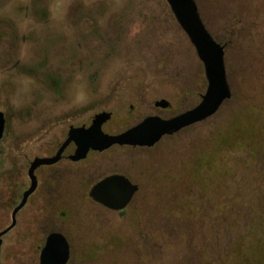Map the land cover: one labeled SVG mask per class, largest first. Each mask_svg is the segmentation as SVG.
<instances>
[{
  "label": "rangeland",
  "instance_id": "obj_1",
  "mask_svg": "<svg viewBox=\"0 0 264 264\" xmlns=\"http://www.w3.org/2000/svg\"><path fill=\"white\" fill-rule=\"evenodd\" d=\"M84 2L72 0L64 16L67 0H27L42 27L26 34L18 35L10 21L0 20V68L25 72L40 82L34 104L44 95L52 100L51 107L3 114L1 215L8 214L9 198L16 201L21 195L26 160L51 151L64 136L54 125L83 109L65 107L68 85L77 73L86 74L95 90L101 75L120 62L108 75L106 94L87 108L91 115L113 109L107 132L136 124L147 106L130 114V105L137 107L150 90L155 99L170 103L166 116L194 107L205 92L202 63L165 0H96L94 8ZM194 2L207 31L224 46L230 99L211 118L152 150H114L98 159L118 161L134 173L150 166L153 180L143 182L145 194L140 191L135 199L138 209L123 211L121 221L105 227L88 214V201L67 196L52 201L47 195L41 225L29 221L21 242L13 241L18 228L8 233L13 242L6 243L3 264H37L42 227L50 224L56 209L70 213L71 229L67 221L57 224L69 229L66 239L81 247L72 250L69 264H264V0ZM133 25L138 29L134 34ZM18 41L32 44V62L16 61ZM57 174L53 176L60 178L62 173ZM73 190L76 199L80 189ZM38 201L36 192L18 218H27Z\"/></svg>",
  "mask_w": 264,
  "mask_h": 264
},
{
  "label": "flooded vegetation",
  "instance_id": "obj_2",
  "mask_svg": "<svg viewBox=\"0 0 264 264\" xmlns=\"http://www.w3.org/2000/svg\"><path fill=\"white\" fill-rule=\"evenodd\" d=\"M137 88L139 90L140 89L141 90H147L144 88H139V87H137ZM152 89L154 90V88H152ZM154 95L155 94L151 93V90H150L149 95H145L144 96L145 98L140 99V103L137 107H135L133 104L130 105V110H131L130 114H132L135 111L140 110L139 108L141 106H147L146 107V113L143 116H141L140 120L136 124H134L133 126H136L137 124H139L145 118H148V117H157V118H160L161 120H169V119L174 118V117H176V116H178V115H180V114H182L188 110L193 109L196 106L195 105L194 107H192L186 111H183V112H180L177 114L173 113L174 115L166 116L163 114V112L168 111L170 109V107H171L170 103L167 100H165L164 98L155 99ZM144 99L146 100L147 103L144 101ZM200 100H201V98H200ZM160 101L167 102V104H168L167 107L162 108L160 106H157V103ZM89 106L90 105H85L82 110H78V114L71 115L70 117L66 116L63 119L58 120V122L54 125V127L58 128L61 132L63 131L62 134H64V136H63L62 140L60 142H58V144H56L55 147L51 148V151L46 152V154H44L42 156H35L31 160H26L25 167H26V179H27V181L26 182L24 181L25 185L21 191V195H19V197L16 201L14 198L15 196H13L12 198L11 197L9 198V201H8L9 207L7 209V212H8L7 216L0 214V264H3V251H4V248L6 246V243L12 239V238L7 237L8 233H10L14 229L18 228L19 231L16 233L15 236H13V238H14L13 241L14 242H21L22 240H25L27 238V233H28L27 226L29 227V225L31 224L29 221L32 220L35 223H37V225L42 224V215L41 214L43 213V202L46 200L45 198L47 195L50 197V199L52 201H59V199H60L59 196H61V197L67 196L66 199H73L76 201H82V202L88 201L89 205L90 206L92 205L91 206L92 209L87 210L88 214L93 216L94 220L104 224L105 227H112V225L114 223H116L117 221H121L122 215L124 213L123 211H125V210L131 211V210L138 209L137 208L138 204L135 203V199H136L137 195L140 193V191H141V194H145L142 191L144 188V185L146 183H148L149 181L153 180L152 177H149V175H148L149 172L147 171L148 169H150V166L149 167L145 166L141 172H138V173L135 172L134 173L133 171H129L128 169H124L122 166V163H120L118 161L110 164V162L104 163L102 161H99L98 159H100L104 155L108 154L110 151H114V150L119 151L121 153H123L124 151H127V153L128 152L132 153V152H137V151L141 152V151L152 150L156 146H158L162 141H164L165 139L175 137V136L179 135L181 132L186 131L187 129H189L193 126L202 123V122L196 123V124H193L189 127L181 129L178 132L171 133L168 135H164L152 147L113 145V146H111L105 150H102V151L88 150L87 153L85 154L84 158L77 160V161L71 160V156L74 154V152L76 150V145L74 144V142H70L66 146V148L63 150V152L61 153V156L57 162H55L51 165H41L34 170L33 174L35 176L36 187H35V189L31 195H33L34 193L37 192V195L39 197L38 204L36 206H34V208L32 209V212H30V215L27 218H23V219L18 218V214L22 211L24 206L27 204L28 199L31 196L30 195L27 198L24 206L19 211L16 212V214L14 216V225L12 226V228L8 229L13 222V217H12L13 210L19 205L23 192L26 191L30 186V180L28 179V176H27V171H28V168L30 166V163L36 158L42 159V158H51V157L55 156L56 153L58 152V150L60 149V147L62 146V144L67 139L68 132L70 129H87L91 125L93 117L95 115H97L99 113H103V112L110 114V119L108 121H106L101 127V130L103 133L108 134V135H118V134L128 130L129 128L133 127V126H130V127L123 129V130H118L115 132H107V131H105L104 127L112 120V117L114 115L113 109L107 110L105 108H100L97 110L96 113L91 115V110L87 109ZM114 110H115V107H114ZM84 116L88 117L87 121H84V122L82 120L79 121V119H82ZM206 120H204V121H206ZM93 156H94V158H97L96 160H98V161H94L93 164L95 166L92 167V164H91L92 168H90L88 165H90V162H91V159L93 158ZM126 157H127L126 159H129V156H126ZM41 167H43V168H41ZM58 172L59 173L61 172L62 174L60 175V178H58V177L55 178L53 176V174H57ZM66 174H68V176H67L68 178H66L65 180H60L63 177H65ZM57 175H59V174H57ZM112 176L122 177L125 180H127L131 186L136 187L135 192L130 196V198L126 202V204L122 208H119V209L109 208L108 206H106L104 204H101L99 202L94 201L90 197V191L97 183H99L100 181H102L106 178L112 177ZM143 182H146V183H143ZM73 189H75V190L80 189L79 194H78L76 199L72 196L73 191H74ZM112 189H113V193H108V190L106 189V191L102 195V198L105 200L117 201V200L124 197L123 189L120 186L118 188H112ZM65 191L67 193H61V192H65ZM95 210H97L99 213L94 212ZM93 212H94V214H93ZM37 213L39 214V219L37 218L35 220V214H37ZM69 214L70 213L66 212L65 209L60 210V211H58L56 209V213L54 215H52V217L49 219V223L51 225L46 224L45 227L44 226L42 227L43 230L40 233L41 237H40V239H38L39 243L37 244V247H36L38 249L37 264H39L40 254H41V251L43 250V248L45 246L47 237L51 234H61L65 238L67 245H68V249H69V257H68L66 264H69L72 260V250L81 248V247H79L78 242H76V244L73 245L70 241H68L66 239V237L64 235V234H66V232L69 231V229H71V220L70 219L72 217ZM109 215L111 218L107 219V217ZM66 221L68 222L69 229L65 231V230L59 228V225L57 223H64ZM122 226H123V223L121 224L119 229H117L120 231V233H122L121 232ZM34 228H36V225ZM4 231H6V232L4 234H2ZM96 245L94 244L93 246L96 247Z\"/></svg>",
  "mask_w": 264,
  "mask_h": 264
},
{
  "label": "water",
  "instance_id": "obj_3",
  "mask_svg": "<svg viewBox=\"0 0 264 264\" xmlns=\"http://www.w3.org/2000/svg\"><path fill=\"white\" fill-rule=\"evenodd\" d=\"M175 21L187 36L195 53L202 63L206 80V89L200 102L188 110L169 120L157 117L145 118L142 122L129 128L118 135H108L102 132V125L110 119L109 113H99L93 117L87 129H70L67 139L62 144L55 156L51 158H36L28 168L27 176L30 180L29 188L23 193L19 205L13 210L14 216L26 203L27 198L36 187L34 170L41 165H51L57 162L61 153L70 142H74L76 150L71 160L77 161L84 158L88 150L102 151L113 145L152 147L164 135L178 132L193 124L203 122L215 115L220 107L230 99L231 92L226 79L224 65V46L216 42L207 31L198 14L194 0H165ZM167 102L160 101L157 106L167 107ZM5 129L4 115L0 114V140ZM121 187L124 197L115 200H105L103 193H113L112 188ZM136 187L131 186L127 180L119 176H112L97 183L90 191V197L109 208H122L135 192ZM7 229V230H8ZM4 231L2 234H4ZM69 249L65 238L61 234H51L47 237L45 246L40 254L39 264H66Z\"/></svg>",
  "mask_w": 264,
  "mask_h": 264
},
{
  "label": "clouds",
  "instance_id": "obj_4",
  "mask_svg": "<svg viewBox=\"0 0 264 264\" xmlns=\"http://www.w3.org/2000/svg\"><path fill=\"white\" fill-rule=\"evenodd\" d=\"M72 0H67L63 5L64 16L67 9L71 7ZM97 6L96 0H85L84 7L94 8ZM23 8V11L19 9ZM0 20L10 21L17 34H26L36 27H42L31 14L27 0H0ZM65 31L71 35V28L65 22ZM133 25L132 33L137 31ZM32 44L27 41H18L16 61L20 64H28L34 59ZM120 67V62L115 61L104 74L99 78L95 90L90 87L86 74L77 73L68 85L65 107L66 110L80 108L93 104L95 100L106 94V83L108 75ZM41 91L40 82L32 75L25 72L0 68V114L9 111L19 113L29 107H51L52 100L44 95L39 105L34 104L36 95ZM43 95V94H42ZM67 122V121H66Z\"/></svg>",
  "mask_w": 264,
  "mask_h": 264
},
{
  "label": "trees",
  "instance_id": "obj_5",
  "mask_svg": "<svg viewBox=\"0 0 264 264\" xmlns=\"http://www.w3.org/2000/svg\"><path fill=\"white\" fill-rule=\"evenodd\" d=\"M213 39H214L216 42H218V43L221 44V42H220L219 40H217L216 38L213 37ZM221 45H222V44H221Z\"/></svg>",
  "mask_w": 264,
  "mask_h": 264
}]
</instances>
